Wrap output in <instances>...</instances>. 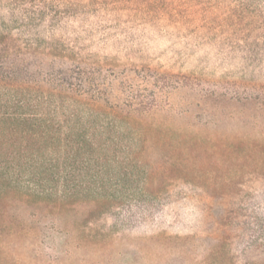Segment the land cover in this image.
I'll return each mask as SVG.
<instances>
[{"label":"rangeland","instance_id":"1","mask_svg":"<svg viewBox=\"0 0 264 264\" xmlns=\"http://www.w3.org/2000/svg\"><path fill=\"white\" fill-rule=\"evenodd\" d=\"M103 5L97 14L136 22L133 43L126 47L106 38L99 47L93 39L80 56L87 64L118 62L190 75L199 83L190 87L171 79L159 98L163 109L140 124L152 129L147 161L154 175L148 190L156 200L106 207L45 205L42 212L13 202L9 219L17 216L16 225L35 228L7 242L15 260L264 264V251L256 248L260 233L251 229L255 222L248 218L249 224L238 225L229 214L238 203L264 200V100H243L254 96L252 86L264 87V37L257 45L251 40L258 30L237 25L264 18V0H102ZM204 22L216 27H195ZM130 78L144 92L142 78ZM210 92L214 97L205 98Z\"/></svg>","mask_w":264,"mask_h":264},{"label":"trees","instance_id":"2","mask_svg":"<svg viewBox=\"0 0 264 264\" xmlns=\"http://www.w3.org/2000/svg\"><path fill=\"white\" fill-rule=\"evenodd\" d=\"M101 5L102 0H0V264H20L7 242L35 231L16 225L17 216L9 219L13 202L42 212L45 205L124 206L158 198L148 190L152 129L140 124L163 109L160 99L171 79L190 87L199 82L118 62L87 64L80 56L93 39L99 47L106 38L126 47L133 43L136 22L107 19L97 14L106 7ZM237 25L257 29L251 40L257 45L264 37L263 17ZM131 75L142 78L144 92L136 90ZM251 89L254 96L243 100H264L263 86ZM255 201L238 203L229 214L238 225L249 224L248 218L255 222L256 248L264 251V200Z\"/></svg>","mask_w":264,"mask_h":264}]
</instances>
